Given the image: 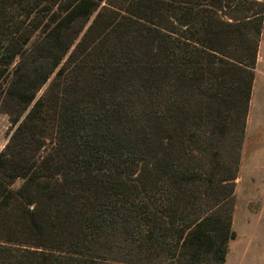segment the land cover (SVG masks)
Here are the masks:
<instances>
[{"label": "trees", "instance_id": "trees-1", "mask_svg": "<svg viewBox=\"0 0 264 264\" xmlns=\"http://www.w3.org/2000/svg\"><path fill=\"white\" fill-rule=\"evenodd\" d=\"M264 0H0V264H224Z\"/></svg>", "mask_w": 264, "mask_h": 264}, {"label": "rangeland", "instance_id": "rangeland-1", "mask_svg": "<svg viewBox=\"0 0 264 264\" xmlns=\"http://www.w3.org/2000/svg\"><path fill=\"white\" fill-rule=\"evenodd\" d=\"M0 112V150L11 134ZM232 227L224 264H264V23L240 145Z\"/></svg>", "mask_w": 264, "mask_h": 264}]
</instances>
